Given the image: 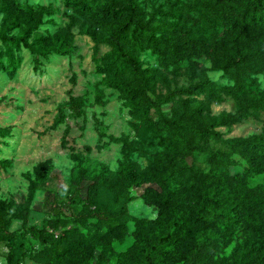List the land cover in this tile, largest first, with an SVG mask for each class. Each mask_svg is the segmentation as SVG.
Instances as JSON below:
<instances>
[{
    "label": "rangeland",
    "instance_id": "obj_1",
    "mask_svg": "<svg viewBox=\"0 0 264 264\" xmlns=\"http://www.w3.org/2000/svg\"><path fill=\"white\" fill-rule=\"evenodd\" d=\"M118 2L134 4L172 45L129 41L131 63L152 74L149 93L162 101L160 111L148 112L152 123L111 82L120 74L111 64L113 46L93 38L106 33L108 23L124 20L123 14L108 15L113 7L106 0H0V264H148L145 253L164 230L168 212L161 188L146 177L162 167L165 154L173 155L162 114H178L185 106L199 105L204 125L223 139L199 140L189 129L179 143L182 154H190L187 162L238 173L249 192L264 187V171L245 175L237 146L225 140L264 129V108L252 105L264 101V27L240 32L215 0ZM230 71L246 74L236 93ZM204 73L210 90L164 99L174 88L198 83ZM124 75L133 81L129 68ZM243 109L237 119L229 116ZM222 157L233 162L225 168ZM194 225L190 220L178 242L159 248L156 264H186ZM209 228L218 231V256L227 239V252L248 245L241 240L253 225L240 216L224 229Z\"/></svg>",
    "mask_w": 264,
    "mask_h": 264
},
{
    "label": "trees",
    "instance_id": "obj_2",
    "mask_svg": "<svg viewBox=\"0 0 264 264\" xmlns=\"http://www.w3.org/2000/svg\"><path fill=\"white\" fill-rule=\"evenodd\" d=\"M106 1L113 7L108 15L116 19L120 14H123L124 20L108 23L109 30L101 37L93 34V38L95 43L104 40L113 46L115 55L111 59V64H115V70H118L120 74L113 77L111 82L129 95V101L135 105L141 119L152 123L148 112L151 108L160 111L162 101L154 99L149 93L153 88L151 84L153 83L152 74L140 70L131 63L133 58L131 50L134 45L129 41L133 40L134 44L139 47H154L159 43H166V40L162 34H155L154 27L149 24L148 20L142 19L134 4L130 7H124L118 0ZM215 6L226 11L233 25L239 26L241 29L240 32L247 30L249 33L255 26L264 27V0H215ZM223 19L226 20L224 17ZM167 46L172 47L169 44ZM55 50L64 52L65 49L55 47ZM245 54L246 52H243L241 55ZM238 58H232V64L236 63ZM36 61L40 62L38 58ZM230 64L226 62L224 66L228 68ZM125 68H129L130 77L133 81L128 80L126 78L128 76L124 75ZM229 76L234 80L236 87V91L232 92L236 93L241 88L240 78H244L246 74L230 71ZM205 86L210 90V81L206 73H204L203 79L194 85L170 90L164 99L170 100L179 92L187 94L186 99H189ZM227 89L230 91V87ZM72 100L76 103L74 99ZM252 105L264 108V101L260 100L252 103ZM200 113H202V108L196 105L185 106L182 112L174 113L169 117L163 114L161 116V128L169 130L171 134L169 143L173 155L165 154L166 159L162 160L164 164H161L164 169L162 170V167L154 169L146 179L154 180L161 188L162 202L164 209L168 212V217L163 220L164 230H159L157 239L150 243L145 253V259L148 264H156L155 255L159 248L178 242L179 231L190 227L189 222L192 220L197 225H194L192 229L190 228L192 245L185 255L186 264H253V259H250L248 254H252V257L256 255L259 257V262L256 264H264V187L261 188V192H249L250 190L246 189L241 182L242 176L238 173L229 175L227 171L221 173V171L211 172L203 168L198 169L194 164H190L191 162H187V157L190 154L183 155L180 150L179 143L182 141L180 139L187 135L189 129L194 131V136L198 137L199 140L205 141L207 137H213V135L223 140L216 130L204 125ZM244 113H246V109L229 116L237 119ZM209 124L214 125L215 122L210 121ZM225 140H229L237 146L236 155L244 164L245 175L264 171V129L260 133L229 137ZM177 158L180 160L177 161ZM230 160L222 157L220 162L223 167L227 168L228 164L233 162ZM127 176H130L128 172ZM177 177L180 179L177 180ZM215 177H218L219 180H216ZM228 179L232 181L228 182ZM215 180L219 183L216 184ZM174 181L178 182L176 187V184L172 186ZM222 188L224 190L221 193L222 201L217 203L215 199H218ZM241 188H243V192H241ZM241 203L244 205L240 206ZM242 210L243 213L241 214ZM240 216H243L250 225H253L252 232H247L246 237L241 240V243L247 239L250 242L248 245H246L247 242L244 243L243 249L238 252L236 251V244L227 252L225 250L228 245L227 239L223 243L224 247L220 254L216 256L215 245L218 231L209 228V226L212 224L217 228L224 229L235 219L238 220ZM257 233L260 237L259 242L257 241ZM239 234H241L240 230L236 236ZM231 235L230 232L228 237ZM243 236L245 235L243 234ZM259 249L260 251L257 252Z\"/></svg>",
    "mask_w": 264,
    "mask_h": 264
}]
</instances>
